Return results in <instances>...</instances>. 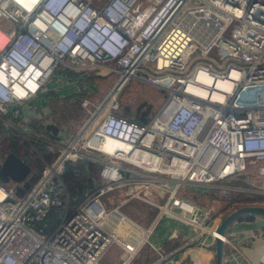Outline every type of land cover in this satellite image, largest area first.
I'll return each mask as SVG.
<instances>
[{
    "label": "built area",
    "instance_id": "2783aa9c",
    "mask_svg": "<svg viewBox=\"0 0 264 264\" xmlns=\"http://www.w3.org/2000/svg\"><path fill=\"white\" fill-rule=\"evenodd\" d=\"M66 70L117 79L96 102L81 97L69 137L46 133V121L43 131L20 125L26 140L45 134L56 147L23 194L21 183L0 181V264H100L109 247L119 264L150 247L156 264L169 253L149 237L165 214L194 228L185 247L206 234L228 242L194 192L241 180L264 205V0H0L1 121L14 126ZM131 78L167 91L147 121L121 113ZM68 160L99 165L72 207ZM131 199L139 218L153 212L148 224L121 209ZM52 207L59 222L43 234L32 223Z\"/></svg>",
    "mask_w": 264,
    "mask_h": 264
},
{
    "label": "trees",
    "instance_id": "16d2710c",
    "mask_svg": "<svg viewBox=\"0 0 264 264\" xmlns=\"http://www.w3.org/2000/svg\"><path fill=\"white\" fill-rule=\"evenodd\" d=\"M92 76V73L87 74L83 70L64 71V76L60 78L61 83L66 82L67 84H69L71 82L78 87V91L70 94H62L59 88L61 84L59 83L57 84L56 88L46 89L41 94V98H43V100L40 99L37 102H31L29 105V109L31 110L28 109L29 114L27 116L24 114L21 119H17L18 122L20 123V125L27 124L32 127L34 131H38L41 127L43 128V124L40 123V119L44 115L48 113L58 115L56 110L58 107V101H62L61 99L65 96L70 97V102L68 103V106L71 107L68 108L69 115L75 120L76 118L78 119L80 116L78 107H81L80 99L81 97L87 94L86 87H83V81H89ZM120 92L118 94V98L120 96ZM72 110L74 112H71ZM154 111L150 103L144 101L140 102L133 110L130 109L128 106H124L121 108V113L123 115L129 118H133L140 122L147 121L154 113ZM81 118L78 121H80ZM44 128H46V133L58 132V124L48 123L46 124V126H44ZM4 130L5 128L3 127L0 121V132L2 133V131ZM2 134H4V136L0 139V142L4 144L6 150L14 152L24 162H26L29 165L30 169L36 174L40 172V169L42 167V160L40 156L45 159H51L54 155V152H51L46 147V143L37 138H31L30 140H26L24 137H20L15 132L13 133V131H9L8 134H6L5 132ZM84 164L77 160H68L66 162L65 171L62 174V178L65 181L67 189L70 193V207L74 206L83 197L84 193L89 190L92 185V180L99 179V165L93 162H85ZM74 169H76V171H74ZM235 183L241 184V186H246L245 183L241 180H236ZM210 190L211 192L209 194V197L212 198L218 196L215 188H211ZM203 191L204 190L199 191L200 195L204 193ZM196 196L197 194H194L193 198H196ZM256 200L257 202H259L260 200H262V196H259L258 194H255L253 192L237 190L232 193L231 196L228 198V203L226 207L232 206L233 210L239 206L258 204L257 202H255ZM59 213L60 210L58 208L52 207L48 215L42 221H35L32 223V225L39 232L43 234H48L58 224L60 217ZM169 240L170 239H168L167 241ZM224 253L225 248L223 245V255Z\"/></svg>",
    "mask_w": 264,
    "mask_h": 264
},
{
    "label": "rangeland",
    "instance_id": "374dc122",
    "mask_svg": "<svg viewBox=\"0 0 264 264\" xmlns=\"http://www.w3.org/2000/svg\"><path fill=\"white\" fill-rule=\"evenodd\" d=\"M54 78L55 79L50 77L49 80L46 82L45 86L47 89L48 88L49 89L56 88L58 83L63 84V85L67 84L66 82L61 83L60 78H62V77L55 76ZM66 79H68V78H66ZM116 79H117V76L114 73H109L107 75H106V73L104 75H98V74L94 73L92 78H90L89 81L88 80L83 81V87H86V90H87V93H88L90 99L93 102H96L97 100H99L103 96V94L107 91V89L113 85V83L116 81ZM71 84H73V83H71ZM63 91L64 90L62 89L61 92H63ZM76 91H78V89H76ZM62 94H68V92L67 93L63 92ZM166 95H167V91L165 89L156 87V86H154V85H152L146 81L140 80V79L131 78L123 85L122 90L120 92L119 100L121 103V108L124 106H128L130 109L133 110L140 102L144 101V102L150 103V105L152 106V109L154 111L161 105V103L164 101ZM61 100L62 101H58V107L56 109L58 115H53L52 113H48L40 119V123L46 121V122H49L50 124H58V130L61 132V135L64 138H66V137H69L73 133V131L76 129L77 122H79L78 120L83 116V109L81 107L80 108L78 107L79 112H80V116L78 119L76 118V120H75L68 113V108H71L68 106V103L70 102V97L65 96ZM71 112H74V111L72 110ZM0 121H1V119H0ZM1 123H2L3 127L5 128V130L2 131V133L5 132L6 134H8L9 131L10 132L13 131V133L15 132L20 137L21 136L26 137L28 135L27 133H25L23 131V129L19 128L20 123L15 121V120L13 122L14 126L8 125V123H5L3 120L1 121ZM41 128L39 130L43 131ZM2 133L0 132V139L3 138V136H4V134H2ZM36 138L41 140V141H44L47 145L46 147L51 152L55 151L56 146L49 143L50 140L45 134L43 136L36 135ZM6 151H7L6 147L4 146V144H2L0 142V158L6 153ZM252 161H253L252 159L247 160V165L249 167L252 166ZM231 185L241 186V184H236V183L231 184ZM246 188H247V190H250L249 192L253 191L252 187L250 185L246 186ZM217 189L215 188L216 191H217ZM218 191H219V189H218ZM180 192L184 194L183 190H180ZM186 192L189 194H192V191H186ZM231 193H234V191H231L230 194ZM194 194H195V192H194ZM217 194H218V192H217ZM258 195L261 196L262 194H258ZM197 196H198V198L193 199L197 203L211 206L210 202L205 201L203 199V197H201L199 195H197ZM209 199L210 200L212 199L211 201H220L219 200L220 198H218V196L212 197V198L210 197ZM120 207L133 220L138 221L139 223H143L144 225L149 223L151 215L153 214V212L150 215H148L146 213L145 216L148 215L147 217L139 218L138 215L140 214V212H142L141 211V203H140V201L134 200V199L128 200L125 204H122ZM230 210H232V206L225 207L224 212H223L224 214H222L221 218H223ZM142 215L144 216V214H142ZM160 221L161 222L159 223V227L163 226V225H165V226L170 225L171 227H176L175 226L176 223L179 222L178 219H176V218H174L168 214H165L161 218ZM249 223H250V225H249ZM263 231H264V216L249 213V214H243V215L239 216L238 218H236L235 220H233L231 222V224L226 228L225 235L232 242L238 243L239 246H243L245 248L246 246L247 247L251 246V244L249 245V243H251V242L253 243L256 238H258V239L264 238ZM155 232H156L155 236L159 235L158 231H155ZM243 232L251 235L252 237L249 238L248 242H247V240H245L244 242L240 243V238L243 239V236H242ZM213 245H214V242H213ZM223 245H224V248L226 250L228 245L225 243ZM114 249L115 248H113V247H109L108 249H106V252L99 258V263L100 264H111V262L114 261V259H117L118 261H119V259L121 260L120 256L122 255V253L118 251L117 254H118L119 258H115V255H116L115 250L116 249L115 250ZM146 257H147V250L146 251L144 250V252L143 253L141 252V254H140V259L138 261L137 260H134V261H135V263H138L140 260L143 261L144 260L143 258H146ZM134 261H133V263H134Z\"/></svg>",
    "mask_w": 264,
    "mask_h": 264
},
{
    "label": "crops",
    "instance_id": "0c3cea01",
    "mask_svg": "<svg viewBox=\"0 0 264 264\" xmlns=\"http://www.w3.org/2000/svg\"><path fill=\"white\" fill-rule=\"evenodd\" d=\"M59 88L61 91L63 89L64 93L68 92V94H70L74 93L78 87L73 84H61ZM41 94L42 92L31 98L27 104H24L21 107L23 115L25 114L27 116L29 114L28 109L31 102H37L40 99L43 100V98H41ZM235 181L236 180H222L217 182L216 184H212L211 186H206L204 188L203 194L200 195L199 192L197 193V195L203 197L205 201L211 203V207L213 208L212 210H214L215 212L212 215L213 219L209 221L208 225H214L217 222H220V220L222 219L221 216L222 214H224V208L228 203V198L232 194H230L231 191L235 192L237 190H245L242 186L231 185L235 184ZM211 188L219 189V191L217 189V192L220 201H211L212 199H209ZM196 198H198V196H196ZM178 221L179 222L175 225L176 227H171L170 225H163L159 227V223L161 222L159 221L157 226L153 229L149 237V241L154 246H157L164 252L169 253L165 259L156 264H215L214 245L210 236L206 234L199 239L196 238V240H193L189 244V246L185 247L183 243L186 240L190 239V237L194 236V228L189 224H186L185 222H182L180 220ZM155 231H158L159 235L155 236ZM242 236L243 239L240 238V243L244 242L245 240H247L248 242L249 238L252 237L245 232H243ZM168 239L170 240L167 241ZM225 244H227L228 247L223 255L222 264H264V238H256L253 243H249V245L251 244V246H246L245 248L243 246H239L238 243H234L229 239L228 242H225ZM146 250L147 257L143 258L144 260H140L138 263H135L134 261V264H149L152 262V250L150 249V247H147L145 251ZM116 251L117 250H115V254L118 253V251ZM143 252L144 251H142V253ZM115 258L119 257L115 255ZM120 262V259L119 261H117V259H114L111 264H119Z\"/></svg>",
    "mask_w": 264,
    "mask_h": 264
},
{
    "label": "water",
    "instance_id": "95a60500",
    "mask_svg": "<svg viewBox=\"0 0 264 264\" xmlns=\"http://www.w3.org/2000/svg\"><path fill=\"white\" fill-rule=\"evenodd\" d=\"M36 175L37 174L30 169L29 165L12 151H6V153L0 158V181H16L21 183L20 185L15 186L17 194H23L35 180ZM249 213L264 216V205H244L231 210L220 220L217 226V231L220 234H225L226 228L233 220L243 214ZM214 252L215 264H222L223 242L220 237L214 239Z\"/></svg>",
    "mask_w": 264,
    "mask_h": 264
}]
</instances>
